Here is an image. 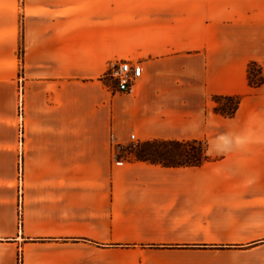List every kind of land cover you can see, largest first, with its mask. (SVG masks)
<instances>
[{"label":"crops","instance_id":"crops-1","mask_svg":"<svg viewBox=\"0 0 264 264\" xmlns=\"http://www.w3.org/2000/svg\"><path fill=\"white\" fill-rule=\"evenodd\" d=\"M0 264H264V0H0Z\"/></svg>","mask_w":264,"mask_h":264},{"label":"trees","instance_id":"trees-1","mask_svg":"<svg viewBox=\"0 0 264 264\" xmlns=\"http://www.w3.org/2000/svg\"><path fill=\"white\" fill-rule=\"evenodd\" d=\"M249 80L251 84L258 85L261 83V79L253 80V76L256 72L259 73V70L255 67V64L249 66ZM237 106V104H236ZM235 106V107H236ZM230 114V113H229ZM151 143H159L166 148L160 149L158 152L163 157V160H154V159H140L143 161L159 163L165 166H197L200 165L205 159V148L202 142L200 141H149ZM169 146L175 147L177 150L181 151L182 160H172L171 156L174 155L172 151L169 150Z\"/></svg>","mask_w":264,"mask_h":264},{"label":"built area","instance_id":"built-area-1","mask_svg":"<svg viewBox=\"0 0 264 264\" xmlns=\"http://www.w3.org/2000/svg\"><path fill=\"white\" fill-rule=\"evenodd\" d=\"M20 58H23L22 52ZM22 74V73H21ZM143 76V68L140 63H134L129 60L111 61L108 64L105 77L109 80L111 89L119 92H133L136 83ZM22 82V78H21ZM19 120L22 130L23 125V91L19 92ZM135 138V136H132Z\"/></svg>","mask_w":264,"mask_h":264},{"label":"rangeland","instance_id":"rangeland-1","mask_svg":"<svg viewBox=\"0 0 264 264\" xmlns=\"http://www.w3.org/2000/svg\"><path fill=\"white\" fill-rule=\"evenodd\" d=\"M253 80L259 79V73L256 72L254 76L252 77ZM222 110H229L234 104V101L226 100V99H220L219 100ZM166 146L159 144V143H151V142H145V143H131L121 149V153L124 157H128L133 160H140V159H154V160H163V157L158 152L160 149H164ZM169 150L173 152L174 155H172L171 159L178 161L182 160L183 157L181 156L182 152L177 150L173 146H169Z\"/></svg>","mask_w":264,"mask_h":264}]
</instances>
